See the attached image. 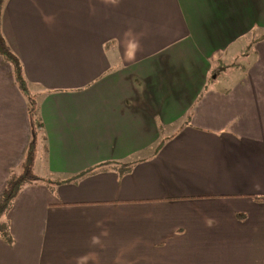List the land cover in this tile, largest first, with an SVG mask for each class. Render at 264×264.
Instances as JSON below:
<instances>
[{
	"label": "crops",
	"instance_id": "obj_1",
	"mask_svg": "<svg viewBox=\"0 0 264 264\" xmlns=\"http://www.w3.org/2000/svg\"><path fill=\"white\" fill-rule=\"evenodd\" d=\"M3 32L43 128L0 264H264V0H7ZM30 140L0 59V196Z\"/></svg>",
	"mask_w": 264,
	"mask_h": 264
},
{
	"label": "trees",
	"instance_id": "obj_2",
	"mask_svg": "<svg viewBox=\"0 0 264 264\" xmlns=\"http://www.w3.org/2000/svg\"><path fill=\"white\" fill-rule=\"evenodd\" d=\"M6 2L7 0H0V59L11 67L14 82L26 100L31 129V140L25 158L20 165L21 173L18 177H10L0 196V238L6 244L12 245L13 238L10 234V221L7 219L12 204L25 186L34 182L42 181L41 178L35 174L34 167L38 141L41 139L43 125L38 114V102L32 94L30 84L25 77L23 64L18 56L12 51L4 36L3 14ZM212 76V81H214L218 75L214 73ZM210 82L211 80L208 81V84Z\"/></svg>",
	"mask_w": 264,
	"mask_h": 264
},
{
	"label": "rangeland",
	"instance_id": "obj_3",
	"mask_svg": "<svg viewBox=\"0 0 264 264\" xmlns=\"http://www.w3.org/2000/svg\"><path fill=\"white\" fill-rule=\"evenodd\" d=\"M246 40V39H243ZM246 43L244 41H240L238 43H235V45L229 50L228 53H223V59H222V63L224 65H220V67L216 68V73L219 71V68H222V70H220V78L219 81H217L215 83V81H212L213 76L210 74L209 75V80H211V82L209 84H213V88L215 89H219V90H225L231 87V85L233 84V82H235L241 75V71L238 70L237 68L232 67V65H238V66H242L246 63V57L242 54L244 52H246L245 48ZM190 62V59L188 61V64ZM173 64L175 66H180L182 65V62H177L173 61ZM194 69V66H192V70ZM237 69V70H236ZM174 82H176L174 80ZM19 176V172H17L13 177H18Z\"/></svg>",
	"mask_w": 264,
	"mask_h": 264
},
{
	"label": "clouds",
	"instance_id": "obj_4",
	"mask_svg": "<svg viewBox=\"0 0 264 264\" xmlns=\"http://www.w3.org/2000/svg\"><path fill=\"white\" fill-rule=\"evenodd\" d=\"M102 2L104 3L105 7H109V6L118 7L119 3H120V0H102ZM140 48H141V44H140L139 39L133 38V39L129 40L128 49H129V52H130V58L131 59L135 58L136 53L140 50ZM205 223H206L207 227L211 228V227L214 226L216 221L213 218L206 217L205 218ZM93 241L96 242V243L99 242L96 237H93Z\"/></svg>",
	"mask_w": 264,
	"mask_h": 264
}]
</instances>
